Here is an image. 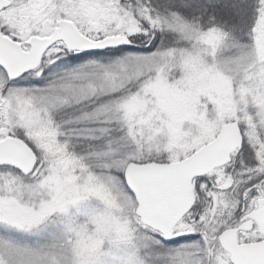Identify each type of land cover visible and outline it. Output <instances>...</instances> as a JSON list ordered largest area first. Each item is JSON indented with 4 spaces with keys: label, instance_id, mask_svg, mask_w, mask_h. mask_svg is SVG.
Here are the masks:
<instances>
[{
    "label": "snow or ice",
    "instance_id": "obj_1",
    "mask_svg": "<svg viewBox=\"0 0 264 264\" xmlns=\"http://www.w3.org/2000/svg\"><path fill=\"white\" fill-rule=\"evenodd\" d=\"M0 264H264V0H0Z\"/></svg>",
    "mask_w": 264,
    "mask_h": 264
}]
</instances>
